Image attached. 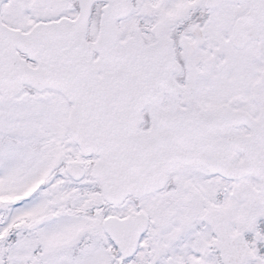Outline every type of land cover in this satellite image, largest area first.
Wrapping results in <instances>:
<instances>
[{"label":"snow or ice","instance_id":"1","mask_svg":"<svg viewBox=\"0 0 264 264\" xmlns=\"http://www.w3.org/2000/svg\"><path fill=\"white\" fill-rule=\"evenodd\" d=\"M0 264H264V0H0Z\"/></svg>","mask_w":264,"mask_h":264}]
</instances>
